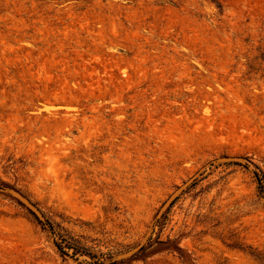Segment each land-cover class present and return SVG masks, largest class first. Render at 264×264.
<instances>
[{
	"label": "rangeland",
	"instance_id": "374dc122",
	"mask_svg": "<svg viewBox=\"0 0 264 264\" xmlns=\"http://www.w3.org/2000/svg\"><path fill=\"white\" fill-rule=\"evenodd\" d=\"M256 178L264 0H0V264H264Z\"/></svg>",
	"mask_w": 264,
	"mask_h": 264
},
{
	"label": "trees",
	"instance_id": "16d2710c",
	"mask_svg": "<svg viewBox=\"0 0 264 264\" xmlns=\"http://www.w3.org/2000/svg\"><path fill=\"white\" fill-rule=\"evenodd\" d=\"M257 179V178H256ZM257 190H258V194L259 195H263L264 197V194H262V191H260V189L262 188L261 187V183L260 181L257 179ZM50 227V226H49ZM66 243V242H65ZM67 249L69 250H72L74 253L77 252V251H82L80 248H77L76 246H74L73 244H65ZM59 249V248H58ZM173 251H178L177 248H171ZM176 249V250H175ZM61 252V250H59ZM90 255V254H89ZM93 257V256H91ZM136 258V255H133L131 256L130 258H125V259H121L119 261H114V262H110L109 264H118V263H124V262H127V261H130L131 259H134Z\"/></svg>",
	"mask_w": 264,
	"mask_h": 264
},
{
	"label": "water",
	"instance_id": "95a60500",
	"mask_svg": "<svg viewBox=\"0 0 264 264\" xmlns=\"http://www.w3.org/2000/svg\"><path fill=\"white\" fill-rule=\"evenodd\" d=\"M226 161H229V160H226ZM172 200H173V199L168 200V202L166 203V205H169V204L171 203ZM34 212H35V210H34Z\"/></svg>",
	"mask_w": 264,
	"mask_h": 264
}]
</instances>
